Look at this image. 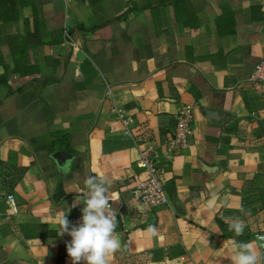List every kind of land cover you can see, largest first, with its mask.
Segmentation results:
<instances>
[{
    "label": "crops",
    "instance_id": "1",
    "mask_svg": "<svg viewBox=\"0 0 264 264\" xmlns=\"http://www.w3.org/2000/svg\"><path fill=\"white\" fill-rule=\"evenodd\" d=\"M263 60L264 0H17L0 22V264H72L58 221H80L87 175L120 211L108 264H230L234 239L264 235ZM185 108L191 144L162 164L171 202L138 206L135 140L166 142Z\"/></svg>",
    "mask_w": 264,
    "mask_h": 264
},
{
    "label": "clouds",
    "instance_id": "2",
    "mask_svg": "<svg viewBox=\"0 0 264 264\" xmlns=\"http://www.w3.org/2000/svg\"><path fill=\"white\" fill-rule=\"evenodd\" d=\"M109 189L107 178L87 175L78 198L80 202L75 201L73 204V207L76 204L84 205L80 221L70 223L67 218L70 208L58 221L59 235L67 233L71 237L66 242V250L72 264H81L82 261L84 264H108V258L122 248V242L116 233L118 220L110 203ZM241 211L244 209L241 208ZM218 214L236 237L244 234L247 224L243 219ZM146 231L155 235L157 229L154 225H149ZM231 252L230 264H264V235H257L250 241L234 239Z\"/></svg>",
    "mask_w": 264,
    "mask_h": 264
},
{
    "label": "built area",
    "instance_id": "3",
    "mask_svg": "<svg viewBox=\"0 0 264 264\" xmlns=\"http://www.w3.org/2000/svg\"><path fill=\"white\" fill-rule=\"evenodd\" d=\"M252 80L257 93L264 100V60L256 65ZM121 122L127 128L133 122L132 118H125L118 114ZM129 135L131 132L128 131ZM194 134V114L191 109H183L177 117V125L170 139L164 143H155L146 134L135 140L138 148L137 167L140 169V179L136 181L132 196L138 206L148 210L156 209L170 204V194L162 174V164L165 160L172 159L177 153L182 152L191 144ZM10 214L18 213V206L13 195L6 198ZM112 205L117 220L120 217L119 209Z\"/></svg>",
    "mask_w": 264,
    "mask_h": 264
},
{
    "label": "water",
    "instance_id": "4",
    "mask_svg": "<svg viewBox=\"0 0 264 264\" xmlns=\"http://www.w3.org/2000/svg\"><path fill=\"white\" fill-rule=\"evenodd\" d=\"M206 114H208V118L211 119V120H218V115L217 114L218 112H213V111H209V110H206L205 111ZM52 158L57 162V164L63 168L67 161L68 160H71L73 158V155L68 153V152H64V151H58V152H55L53 155H52Z\"/></svg>",
    "mask_w": 264,
    "mask_h": 264
},
{
    "label": "trees",
    "instance_id": "5",
    "mask_svg": "<svg viewBox=\"0 0 264 264\" xmlns=\"http://www.w3.org/2000/svg\"><path fill=\"white\" fill-rule=\"evenodd\" d=\"M16 7H17V0H0V22L6 20L7 14L8 13L10 14L12 10L16 9ZM117 229H120L119 225Z\"/></svg>",
    "mask_w": 264,
    "mask_h": 264
}]
</instances>
